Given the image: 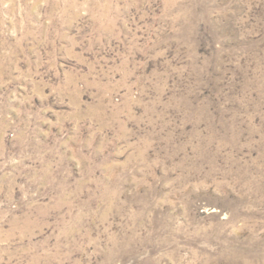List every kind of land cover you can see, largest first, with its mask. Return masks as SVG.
<instances>
[{"label":"rangeland","instance_id":"rangeland-1","mask_svg":"<svg viewBox=\"0 0 264 264\" xmlns=\"http://www.w3.org/2000/svg\"><path fill=\"white\" fill-rule=\"evenodd\" d=\"M0 264H264V0H0Z\"/></svg>","mask_w":264,"mask_h":264}]
</instances>
